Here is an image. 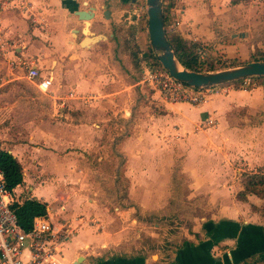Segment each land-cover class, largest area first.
<instances>
[{
	"label": "crops",
	"instance_id": "0c3cea01",
	"mask_svg": "<svg viewBox=\"0 0 264 264\" xmlns=\"http://www.w3.org/2000/svg\"><path fill=\"white\" fill-rule=\"evenodd\" d=\"M22 1L32 5L37 24L31 23L20 11ZM250 1L175 0L176 30L187 42L202 47L204 54L201 58L207 57L220 66L230 64L232 67L228 68L248 63L255 44L261 41L260 34L240 29L246 23L245 8L254 6L253 0ZM13 4V9L0 13V39L16 45L14 54L0 51V88L6 91L20 88L19 79L23 77L19 75L23 73L41 92L37 88L38 79H28L24 67L11 70L8 63L24 61L39 73L42 65L49 64L50 70L40 73V77L52 79L48 95L41 92L48 99H26L22 115L27 116L26 122H37L38 117L39 120L44 117L40 116L43 108H47L42 115L51 118L59 128L55 136L47 131L31 136L33 141L43 135L47 147L23 144H3L5 147H0V151L17 160L22 169V181L12 189L14 204L22 205L30 200L40 202L46 205V212L38 218H50L75 228L74 236L62 244L55 264H75L80 257V264H142L141 258L117 255V248L122 245L121 248L126 249L129 244L120 240L123 229L107 228L106 218L101 210L99 212L100 205L96 200L84 198L76 192H64L62 189L68 184L67 179H50L45 177V172L81 168L82 163L77 164L79 155L100 149L92 142L94 137L104 133L105 126L119 111H123L124 116L130 115L124 98L129 102L131 93L140 91L137 88L140 85V78L137 81L139 51L131 38L139 32L147 37L146 30L145 33L141 31L144 0H13ZM89 11L93 13L89 31L104 39L81 48L80 43L85 38L82 33L84 22L76 14ZM257 19L253 25L264 26V18ZM256 35L258 38L254 39ZM137 101L138 92L133 103ZM190 108L194 121L204 120L208 127L218 121L222 128L235 130L244 151L252 155L249 159L253 167L264 171L263 86L253 82L242 89L226 86L223 93L214 95L205 105ZM235 111L237 116L234 117ZM231 119L236 121V126L229 123ZM253 207L250 219L260 222L251 227L252 241L243 232L245 237L238 239L239 242L229 239L221 242L222 245H233L228 249L231 262L236 260L240 264L242 259L264 252V217L257 208L258 204L254 203ZM193 243L197 244L196 241H184L177 247L173 264H205V260L208 261L209 250L202 251ZM21 258L23 261L28 259L26 248ZM185 258L189 262H185ZM215 261L219 262L220 258ZM143 264H147L145 260Z\"/></svg>",
	"mask_w": 264,
	"mask_h": 264
},
{
	"label": "rangeland",
	"instance_id": "374dc122",
	"mask_svg": "<svg viewBox=\"0 0 264 264\" xmlns=\"http://www.w3.org/2000/svg\"><path fill=\"white\" fill-rule=\"evenodd\" d=\"M253 2L252 8L244 10L246 23L240 29L260 34L261 41L256 43L259 47L255 44L252 57L264 60V26L253 25L254 19L257 23V18H264V1ZM141 34L131 38L139 51L138 72L145 62L141 50L146 40ZM228 67L232 66L216 67L215 71ZM49 70V64H45L40 73ZM19 76L23 77L19 79L20 88L11 91L0 88V147L3 144L47 147L43 135L37 140L30 139L36 132L47 131L53 136L59 132L55 122L42 115L47 108L40 113L45 118L38 117L37 122L31 123L24 120L27 116L22 115V110L26 99H48V94L35 89L23 73ZM139 78L140 72L137 81ZM137 88L140 91L137 90L136 103H133L136 91L131 93L129 102L124 98L130 115L124 116L119 111L105 126L104 133L94 137L92 142L100 149L79 155L77 164L82 163L81 168L46 171L45 177L66 178L64 192H76L96 200L107 228L123 229L120 240H126L129 245L126 249L122 245L117 248V255L141 258L142 264L144 260L147 264H173L177 247L184 241H196L193 245L202 251L209 250L205 264H238L236 260H228L233 245L221 242L223 239L239 242L238 239L245 237L243 232L252 241L251 227L260 222L250 219L255 209L253 204H258L264 217V200L254 195L243 198L239 194L244 191L247 177L264 178V171L253 167L249 159L252 155L244 151L235 130L222 128L218 121L208 127L204 120L194 121L190 105L165 102L158 91L147 86ZM242 88L241 83L236 86ZM232 115L237 116V112ZM229 121L237 125L236 121ZM216 258L220 261L216 262ZM241 264L264 262L250 259Z\"/></svg>",
	"mask_w": 264,
	"mask_h": 264
},
{
	"label": "built area",
	"instance_id": "2783aa9c",
	"mask_svg": "<svg viewBox=\"0 0 264 264\" xmlns=\"http://www.w3.org/2000/svg\"><path fill=\"white\" fill-rule=\"evenodd\" d=\"M13 0H0V13L14 8ZM20 11L34 24L38 20L33 13L30 3L22 1ZM174 24L178 25V18L173 10ZM43 27H45L43 25ZM16 45L13 42H3L0 39V51L13 53ZM198 52L203 55L204 50L199 46ZM9 67L14 70L18 66L24 67L26 77L30 80L38 79L37 88L43 93H49L51 77H40L35 67L26 62L16 60L9 61ZM140 85L150 87L159 92L161 98L171 104H188L193 107L205 105L214 95L224 92L226 86L206 88H193L173 79L169 73L156 64L144 62L141 66ZM242 87L247 88L251 84L250 78L242 80ZM15 203L14 190H8L3 172L0 170V264H55L60 255L62 244L74 236L75 228L69 224L54 222L50 218H37L32 228L24 232L17 224L16 216L12 210ZM26 248L28 259L23 261L21 256Z\"/></svg>",
	"mask_w": 264,
	"mask_h": 264
},
{
	"label": "trees",
	"instance_id": "16d2710c",
	"mask_svg": "<svg viewBox=\"0 0 264 264\" xmlns=\"http://www.w3.org/2000/svg\"><path fill=\"white\" fill-rule=\"evenodd\" d=\"M162 5L166 38L179 63L184 68L195 72L215 71L216 66L214 65H217V68L221 67L218 62L211 61L207 57L201 58L202 55L198 52V44L187 42L180 36L174 24L173 9L175 8V0H162ZM142 26L141 31L145 33V13L142 15ZM145 40L146 43L142 49L143 62L145 61L150 65H154L156 64V57L147 42V37ZM251 61L264 62V60L256 57H252ZM250 80L251 83L260 84L264 87V77H254L250 78ZM241 82L242 81H238L224 86L236 87ZM0 170L3 172L6 188L8 190L14 189L21 183L22 169L20 164L12 155L4 151H0ZM239 195H242L243 198L246 195H254L264 200V178L257 175L247 177V181L244 183V191ZM11 208L16 216L18 226L24 232H28L32 228L35 218L43 217L46 212V205L34 200L24 202L22 205L13 204ZM250 259L264 262V252L250 255L245 259H242L240 264L244 261H249Z\"/></svg>",
	"mask_w": 264,
	"mask_h": 264
},
{
	"label": "water",
	"instance_id": "95a60500",
	"mask_svg": "<svg viewBox=\"0 0 264 264\" xmlns=\"http://www.w3.org/2000/svg\"><path fill=\"white\" fill-rule=\"evenodd\" d=\"M144 11L149 45L157 62L173 79L189 87L206 88L223 86L247 78L264 77V62L260 61L248 62L237 67L214 72H195L184 68L176 59L166 38L162 0H144ZM76 15L84 22L82 33L85 38L80 43L81 48H88L91 44L104 39L103 36H94L89 31V21L93 18L91 11L77 12ZM81 261L82 257L78 258L75 264H80Z\"/></svg>",
	"mask_w": 264,
	"mask_h": 264
}]
</instances>
